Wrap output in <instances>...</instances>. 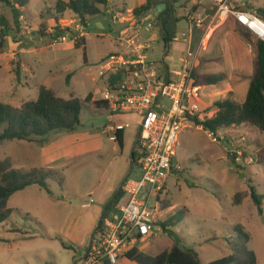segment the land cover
<instances>
[{"label": "rangeland", "instance_id": "rangeland-1", "mask_svg": "<svg viewBox=\"0 0 264 264\" xmlns=\"http://www.w3.org/2000/svg\"><path fill=\"white\" fill-rule=\"evenodd\" d=\"M143 1L109 0L108 9L102 8V14L88 18L84 24L70 11L59 15L58 4L68 3L69 0H28V5L20 9L19 28L15 26L12 9L0 1V18L3 17L9 27L8 37L4 41L0 39V102L20 108L27 102L36 101L39 87L46 86L59 98L86 100L81 129L102 133L109 125L108 115L111 113L107 106L95 104L100 101L103 89L98 68L118 45L126 27V24L112 22L108 10L118 9L123 12L125 20H129L134 15V9ZM167 1L176 3L175 0ZM178 1L182 4L185 0ZM237 1L244 6L251 0ZM125 7L133 10L127 11ZM182 7L175 6L179 12L176 11L177 15H183ZM117 14L113 12V15ZM154 14L150 12L140 18L143 19L142 36L152 40L153 44L147 54L148 61L165 64L172 72L182 71L180 59L187 55L183 52L182 56V44L175 43L165 52L160 29L156 27L149 33L145 31L148 23H154ZM180 18L179 32L187 27L186 18ZM77 26L81 28L77 30ZM57 27L69 28L72 34L84 38V46L53 45L51 30L56 31ZM200 48H203V42ZM205 55L206 52L199 57L197 69L193 72L199 76L224 75L225 79L219 85L200 87V112L196 115L200 120L214 117L217 112L214 104L218 101L230 99L244 103L252 70V66L248 65L241 73L240 66L225 64L221 58L208 60ZM254 68L256 73L257 61ZM89 96L91 100L87 101ZM4 128H0V135ZM216 135L217 142H213L208 132L193 121L179 136L175 162L182 164L184 170L178 178L169 180L166 192L161 195L164 202L161 205V220L163 222L178 213L183 214V222L173 230L183 248L198 253L201 264L229 256L232 253L230 243L236 237L234 230L240 225L250 235L249 249L257 255L258 263L264 264V134L244 124L222 129ZM30 145L35 144L0 140V162L10 160L15 168H22L20 163L27 161ZM238 158L241 160L237 161ZM33 163L29 160L26 166L32 167ZM137 175L139 172L132 178ZM49 184L51 188H60L57 182ZM74 184L70 178L66 188H74ZM251 188L263 197L262 215L252 199ZM237 195H241L240 205L235 204ZM11 219L20 233L18 240L9 245L0 238V264H81L80 252L65 248L60 235L56 239V222L46 224L44 220V224H39V220L21 217L18 212ZM159 228L156 237L139 246L140 252L156 256L172 248L173 240ZM118 264L136 263L122 257Z\"/></svg>", "mask_w": 264, "mask_h": 264}, {"label": "built area", "instance_id": "built-area-1", "mask_svg": "<svg viewBox=\"0 0 264 264\" xmlns=\"http://www.w3.org/2000/svg\"><path fill=\"white\" fill-rule=\"evenodd\" d=\"M217 8L218 21L236 18L252 35L264 42V20L245 10L237 0H200ZM112 22L126 24L118 40L117 50L104 58L98 68L103 82L99 100L110 110L112 123L118 117L133 116L139 127L138 144L141 150L139 178H129L123 184L128 202L116 207L115 216L103 219V233L86 251L82 264H118L124 254L146 244L157 236L160 228L162 198L171 178L183 172L182 164L175 162L179 136L200 112L201 88L195 85L194 66L181 58L182 71L172 72L162 63L148 61L152 40L142 36V19L133 15L125 20L122 14L113 15ZM192 25L202 28L201 19L190 18ZM81 27L77 26V30ZM155 28L148 23L146 32ZM60 27L51 30L53 45L75 46L79 36ZM183 36H185L183 34ZM189 55L188 51L184 54ZM126 124L115 123L108 128L112 141L123 132ZM217 142V135L208 132ZM241 159L238 158L237 161ZM154 202V205H152Z\"/></svg>", "mask_w": 264, "mask_h": 264}, {"label": "crops", "instance_id": "crops-1", "mask_svg": "<svg viewBox=\"0 0 264 264\" xmlns=\"http://www.w3.org/2000/svg\"><path fill=\"white\" fill-rule=\"evenodd\" d=\"M175 2L173 4L175 10V6L183 5L181 8L183 15L178 16L186 18L187 23L186 29L178 31V41L175 42L182 44V56L183 52L189 53L184 56L185 64L197 69L199 57L206 52L205 59L221 58L225 64L240 66L241 73L245 66L251 65L253 71H250V79L247 81L249 88L255 75L258 43L252 33L234 17L226 22L218 21L215 6L200 3V0H185L182 4L178 0ZM145 3L146 0L142 5ZM125 8L127 11L133 10ZM242 8L257 14L258 9H264V0H251ZM109 11L123 14L118 9ZM190 18L201 19L204 27L202 29L194 27ZM180 38L183 41H179ZM202 42L203 48H200ZM116 50L117 45L112 52ZM108 116L109 125L105 126L102 133L85 131L80 127L74 133L51 134L45 145L19 141L24 144H35L30 145L27 161L22 160L20 163L22 168L19 170L54 169L63 175L65 184L63 188H51L49 184L51 196L36 186L16 193L9 201V207L13 209L11 218L18 212L21 217L42 220L38 221L39 224H44V220L46 224L56 222L58 227L54 230L56 239L60 235V240L71 245L68 248L79 251L80 260L84 258L95 229L106 213L105 207L119 194L117 204L105 217L115 216L116 207L128 202V195L123 191L124 182L132 178L136 172H139L136 178L141 175V150L137 148L139 127L135 117L116 118L117 123L126 124L124 131L119 132L123 139L121 148L118 141H112L110 138L108 128L113 126V123L111 115ZM134 153L138 161L135 165ZM29 160L34 161L32 167L26 166L29 165ZM70 178L75 183L74 188H66ZM46 230L49 233L47 228ZM18 233L20 230L15 227L12 219L0 225V238L6 245L10 242L15 243L18 240Z\"/></svg>", "mask_w": 264, "mask_h": 264}, {"label": "trees", "instance_id": "trees-1", "mask_svg": "<svg viewBox=\"0 0 264 264\" xmlns=\"http://www.w3.org/2000/svg\"><path fill=\"white\" fill-rule=\"evenodd\" d=\"M12 9L16 28L20 27L22 17L21 8L28 5V0H0ZM166 4L167 8L160 14L157 27L160 29L164 51L167 52L175 43L178 35V26L182 21L173 8V2L167 0H146V3L134 10L138 18L150 12H156L157 7ZM109 0H69L68 3H60L57 6L59 15L70 11L76 15L82 23L87 19L102 14V8L108 9ZM257 15L264 20V9H258ZM0 39L4 41L8 37L9 27L3 17L0 18ZM84 38H81L76 48L84 46ZM85 54V62H86ZM196 86L219 85L225 79L224 75L199 76L193 72ZM70 76L67 82H69ZM91 100V96L87 101ZM86 100L72 98L69 100L59 98L46 86H40L36 101L23 104L20 108L0 102V128L5 127L0 135L1 141H27L45 145L53 133H74L81 127V115ZM97 106H107L104 102H95ZM217 109L212 118L193 121L203 130L213 133L222 129H230L241 125H250L264 134V42L257 43V69L250 82L247 97L244 103L225 99L214 104ZM118 143L123 147L121 134H117ZM139 146V144H137ZM137 146V148H138ZM235 164V160L232 161ZM138 163L134 153L135 165ZM57 182L60 188L64 187L65 178L54 169L34 168L31 170H19L15 168L10 160L0 162V225L11 219L13 209L9 207V201L13 195L29 187L37 186L51 196L49 183ZM252 199L255 202L259 213L263 214V197L258 195L254 188H251ZM119 199V194L105 207L106 213L99 222L91 238L90 245L96 240L99 234L103 233V219L108 211L114 208ZM241 195L235 198V204H241ZM164 202H162L163 204ZM166 209V208H165ZM162 212V210H161ZM183 222V214L178 213L167 219L160 220L158 225L164 233L173 240V246L169 251H164L156 256L139 251V247L126 252L123 256L126 260L136 264H201L197 252L192 249H185L180 245V238L173 230ZM235 241L230 243L232 253L207 264H259L255 252L249 249L250 235L242 226L234 230ZM65 248L68 246L62 241ZM87 248L89 250L90 248Z\"/></svg>", "mask_w": 264, "mask_h": 264}, {"label": "water", "instance_id": "water-1", "mask_svg": "<svg viewBox=\"0 0 264 264\" xmlns=\"http://www.w3.org/2000/svg\"><path fill=\"white\" fill-rule=\"evenodd\" d=\"M166 8H167V5L166 4H163V5H160L159 7H157L156 12L154 14V26H155V28L157 27L158 19L160 17V14L162 12H164L166 10ZM104 264H110V262L108 260H106L104 262Z\"/></svg>", "mask_w": 264, "mask_h": 264}]
</instances>
